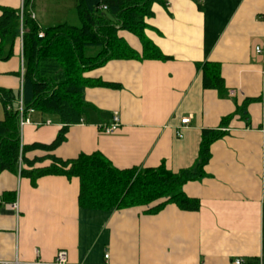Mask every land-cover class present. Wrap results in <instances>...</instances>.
<instances>
[{"label":"crops","instance_id":"1","mask_svg":"<svg viewBox=\"0 0 264 264\" xmlns=\"http://www.w3.org/2000/svg\"><path fill=\"white\" fill-rule=\"evenodd\" d=\"M25 1L26 13L34 12L44 28L78 25V0ZM21 4L0 0V7L18 11ZM152 10L145 35L168 59H112L86 71L93 81L119 86L86 87V116L70 126L53 154L73 159L98 151L119 169L162 164L176 173L196 169L203 130L220 128L222 119L233 115L221 128L226 134L211 144L203 176L182 186L198 200L199 210L167 203L157 213L149 211L167 198L125 209H91L79 205L78 177L45 175L32 181L4 171L0 260L55 264L58 251L66 250L70 264H234L238 258L264 264V0H166ZM119 35L142 54L138 36L126 30ZM257 45L262 54L255 53ZM205 61L220 63L225 95L204 89L197 64ZM22 70L19 38L14 55L0 60V89L18 93L16 108ZM258 97L237 112L246 98ZM115 112L121 127L104 134L100 126ZM4 116L0 100V119ZM29 116L20 130L21 147L56 139L63 126L58 115L34 110ZM184 118L189 123L182 124ZM46 154L34 150L27 157ZM51 163L47 158L36 166Z\"/></svg>","mask_w":264,"mask_h":264},{"label":"trees","instance_id":"2","mask_svg":"<svg viewBox=\"0 0 264 264\" xmlns=\"http://www.w3.org/2000/svg\"><path fill=\"white\" fill-rule=\"evenodd\" d=\"M165 2L78 0L79 25L62 23L46 28L26 13L22 37L24 106L26 110L58 115L63 126L50 144L34 142L21 147L19 114L14 106L18 93L0 89V100L5 108V116L0 119V173H20L32 181L45 175L78 177L79 205L91 209H125L167 198L149 211L157 213L167 203H175L182 210H199L198 200L188 197L182 186L203 176V168L211 156V144L226 134L221 128L233 115L223 118L220 128L203 130L196 169L176 173L168 170L164 164L156 168L119 169L98 151L81 153L73 159H63L53 154L66 141L70 126L80 123L86 116V87L95 84L119 86L93 81L85 76L86 71L112 59H168L145 35V19L154 14L152 6ZM28 4L26 1V6ZM0 10V60H8L14 55L16 41L20 38V16L19 11L13 8L0 7ZM121 30L139 37L143 44L141 55L119 35ZM41 32L43 36H40ZM197 68L202 73L204 89H215L221 95L226 94L220 63L205 61L198 63ZM259 99L246 98L238 105L237 112H244L251 101ZM8 104H11L9 108ZM34 150L48 154L27 157ZM47 158L52 161L51 164L36 166Z\"/></svg>","mask_w":264,"mask_h":264},{"label":"built area","instance_id":"3","mask_svg":"<svg viewBox=\"0 0 264 264\" xmlns=\"http://www.w3.org/2000/svg\"><path fill=\"white\" fill-rule=\"evenodd\" d=\"M32 18H36L34 12L29 13ZM26 15V1L22 0L21 8L19 10V16H20V38L22 40L23 37V23H24V16ZM40 36H43V33H40ZM255 53L262 54L263 47L260 45L255 46L254 48ZM23 83H24V71L22 70V82H21V88H20V99L18 107L16 108L18 111V122H19V129L22 130L23 127L30 123V114L34 112V109H28L26 110L24 106V100H23ZM189 118L182 119V124L189 123ZM121 127V117L119 112H115L112 120L109 124H104L100 126V130L104 134H114L116 133L119 128ZM178 136L182 137V134L180 131H178ZM16 206V204L14 205ZM106 257H109L107 254ZM0 264H20L17 259L14 260H0ZM55 264H70L68 259V252L66 250H59L56 258H55ZM234 264H244V261L240 258L236 259L234 261Z\"/></svg>","mask_w":264,"mask_h":264},{"label":"rangeland","instance_id":"4","mask_svg":"<svg viewBox=\"0 0 264 264\" xmlns=\"http://www.w3.org/2000/svg\"><path fill=\"white\" fill-rule=\"evenodd\" d=\"M70 21H74V18H70ZM73 24V22H71ZM78 25L80 24L79 20L77 21Z\"/></svg>","mask_w":264,"mask_h":264}]
</instances>
